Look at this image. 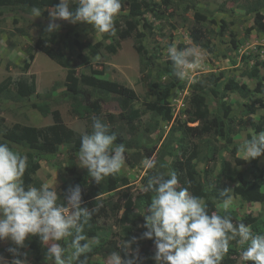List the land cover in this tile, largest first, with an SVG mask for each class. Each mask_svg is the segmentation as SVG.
Masks as SVG:
<instances>
[{
  "label": "rangeland",
  "instance_id": "1",
  "mask_svg": "<svg viewBox=\"0 0 264 264\" xmlns=\"http://www.w3.org/2000/svg\"><path fill=\"white\" fill-rule=\"evenodd\" d=\"M133 1L141 6L140 14L136 17L137 23L133 21L130 12ZM121 2L123 10L115 17L114 34H98L87 24L73 25L67 21H57L60 27L55 32L58 38L56 48L72 58L77 76L94 74L133 89L137 95L135 107L142 113L141 120L129 129L134 134L128 137L130 141H136L138 146L126 149L125 164L121 171L105 178L122 182L121 179L125 177L129 184L99 198L82 202V207L92 210L89 224L85 226V235L89 238L91 249L100 245L103 252L115 248L119 250L124 240L137 237L138 245L133 247L138 246L140 253L148 249L154 255V245H149L141 238L146 231L141 227L145 223L143 214H147L150 204L140 206L139 200L144 194H152L144 193L142 189L151 175L172 171L171 166L176 160H182L183 155H200V158L194 160V165L208 191L213 192L219 182L222 190H232L230 195L233 203L228 211L234 212V224L242 223L245 215L264 222L263 205L243 202L239 196L233 194L236 184H231L221 174L222 162L225 160L231 163L233 170L245 173L248 177L243 182L245 185L254 179L249 169L251 161L240 159L237 148L257 134L251 124L252 121H260V117L264 116V105L258 107L255 115H247L243 112L247 100L239 94L227 92L224 98L220 99L221 94L216 100L211 94L207 96L205 93L206 90L213 89L215 83H224L234 78L239 83L248 85L254 91V96L262 99L264 103V30H259L255 21L256 9H260L264 18V0H169V5L164 0ZM146 3L152 9L146 10ZM76 7L77 4H72L71 10L75 11ZM51 9L54 8H45L46 15L35 17L18 6L0 8V84L10 83L12 95L15 94L14 84L20 80L34 82L36 85V94L30 98L17 101L10 95L0 97V142L8 145V133L16 124L39 129L53 124L52 116L43 117L33 107L35 103L47 102L53 111L59 110L64 123L79 135L92 130L90 120L79 119L71 112L68 97L65 95L67 70L35 48L37 40L44 34L49 23ZM197 12L207 17L201 27L205 44L210 50L197 46L192 41L191 31L196 26ZM128 22L134 23L137 28L130 27ZM119 29L132 31L131 36L121 39L117 33ZM75 40L84 45L83 52L72 47ZM172 44L178 49L191 47L203 54L200 67L193 70L190 78L184 81H177L169 70L173 68L168 59L167 47ZM109 45L117 46V52L111 53L107 48ZM80 52L90 58L89 66L78 60ZM30 53L34 54L35 59L30 69L25 71L23 67L29 61ZM256 67L259 78L250 79L246 73ZM195 93L208 97L207 102L213 114L217 111L222 114L228 111L233 118L231 133L234 144H229L215 135L196 139L188 135L190 131L187 135L184 134L181 129L185 131L200 125V122H192L196 109L192 104ZM95 100L102 105L105 113L117 116L121 113L114 99L96 96ZM160 106L171 109L170 121L160 118L157 122L154 118L155 109ZM174 128L177 131L172 135ZM170 139H174L172 150H175V154L163 158L161 151ZM9 147L26 155V151L16 146ZM208 148L214 150L216 160L206 163L203 157L208 153ZM146 158L154 161V169L147 170L143 167L142 162ZM39 162L41 168L35 174L24 175L26 187L32 185L40 188L47 184L50 189L57 191L59 197L63 193V187L74 185L77 178L93 181L87 170L78 166L76 155L70 154L65 144L58 147L55 155L40 159ZM259 166L264 169V156L260 159ZM260 183L264 191V181ZM193 191L194 189L190 190L191 193ZM129 198L137 204L134 214L140 220L136 224L124 220ZM212 199L217 209L225 211L221 207L222 201L215 197ZM64 202L67 203L63 198L58 200V203ZM251 231L260 234L253 229ZM30 242L31 237L26 240V247L21 250L27 253L28 264H45L46 246L38 257L30 248ZM60 243L64 245L63 241ZM13 246L11 241H0V256L12 257L7 249ZM230 247L237 252L231 256L236 264H250L240 259L246 245H237L235 241H231ZM106 259L107 256L102 252L97 255L88 253L90 263L105 264Z\"/></svg>",
  "mask_w": 264,
  "mask_h": 264
},
{
  "label": "clouds",
  "instance_id": "2",
  "mask_svg": "<svg viewBox=\"0 0 264 264\" xmlns=\"http://www.w3.org/2000/svg\"><path fill=\"white\" fill-rule=\"evenodd\" d=\"M74 3L78 7L72 11ZM121 7V0H60L49 11L45 32L51 35L60 27L57 21H67L73 25L87 24L98 34H114V20ZM31 14L42 15L37 7L31 9ZM167 53L179 81L190 78L203 60L202 52L191 47L178 49L172 44L167 47ZM91 128L90 133L81 135L76 157L78 166L100 184L121 171L126 148L115 143L116 134L101 118H94ZM237 155L245 161L264 156V131L240 144ZM142 164L147 170L156 167L151 158ZM27 166L26 155L0 142V241H11L14 245L7 249L12 260L9 262L0 256V264H28L27 253L21 250L29 237H38L46 246L45 264H88L91 245L85 226L89 224L92 210L82 207L81 187L70 186L67 203H58L57 191L47 184L40 188L25 186L23 177ZM142 191L153 194L147 214H143L145 223L141 227L146 231L141 238L153 241L156 264H222L231 241L246 245L241 261L264 264V235L254 234L244 223L234 224L230 215L209 214L203 198L180 186L176 171L156 172L148 178ZM231 191H219L225 212L233 203ZM134 245H138L137 237L124 240L118 251L107 256L105 264H140V250Z\"/></svg>",
  "mask_w": 264,
  "mask_h": 264
},
{
  "label": "trees",
  "instance_id": "3",
  "mask_svg": "<svg viewBox=\"0 0 264 264\" xmlns=\"http://www.w3.org/2000/svg\"><path fill=\"white\" fill-rule=\"evenodd\" d=\"M60 0H0L1 7L18 6L23 8L25 11L31 12L33 7H37L41 10L43 15H46L44 11L45 8H55L59 4ZM165 4L169 5V0H164ZM121 4H123L121 2ZM147 9L150 10L151 5L147 4ZM152 9V8H151ZM123 10V5L121 7ZM260 9H256V25L259 30H264V18L260 14ZM141 6L137 1H133L131 5V16L134 22H138L136 17L140 14ZM206 16L200 12L195 15L196 26L191 31V38L195 45L209 49L208 45L205 44V35L202 30V23L205 22ZM128 25L134 29L137 26L128 22ZM131 32H126L123 30H118L117 33L121 39H127L131 36ZM58 43V38L56 33L47 34L44 30V34L40 36L35 44V48L43 52L49 59L56 62L60 67L67 70L66 77V88L71 112L74 116L82 120H90L91 125L94 118H101L110 127V131L115 133L117 140L115 143L123 144L126 149L137 147L138 143L136 141H130L128 138L133 135V131L129 130L142 118V113L139 109L135 107V102L137 101V95L135 91L123 84L118 82L102 79L94 74H81L77 76V71L73 67L72 58L67 56L65 52L56 48ZM72 47L78 48L83 52L84 45L79 41L75 40L72 42ZM97 47V46H96ZM108 50L111 53L117 52V46L109 45ZM210 50V49H209ZM34 54H29V61L23 67V70H29L32 62L34 61ZM78 60L85 66L91 64L89 57L85 56L81 52L78 54ZM264 63H262L263 65ZM170 72H174V69H169ZM247 76L252 78H259L258 68H254L252 71L246 73ZM176 79V77H175ZM179 81L178 79H176ZM15 94H11L10 83L0 84V97L2 96H12L15 100L20 101L24 98H30L36 94V85L34 82H28L26 80H20L14 84ZM169 88L167 89V92ZM227 92L237 93L242 98L246 99L244 114L255 115L257 113L258 107L263 106L264 103L262 99L254 96V91L248 87L246 84H241L234 78H230L224 83H215V87L210 91L206 90L207 96H211L217 100L224 98ZM96 96H104L107 98L114 99L121 110V113L117 115L107 114L104 112L102 105L95 100ZM207 96H200L197 93L192 97V104L195 106L194 119L192 122H200V125L195 128H187L185 131L181 129L185 135H192L196 139H203L205 136L215 135L223 140H226L229 144H234L231 133V122L233 118L230 117L228 111L222 114L217 111L213 114L210 106L207 102ZM34 108L38 109L43 117L52 116L53 124L39 129L32 126H25L21 124H16L8 133V143L11 146H16L24 151H26V156L28 157V166L26 169V175L35 174L40 168L39 160L47 158L49 156L55 155L58 152V147L61 145H66L70 154L76 155L80 148V138L81 135L76 133L74 130L70 129L62 118L61 112L59 110H52L50 105L45 103L33 105ZM220 110V109H219ZM154 118L157 120L162 118L164 121H170L172 119V112L169 107L160 106L155 109ZM252 128L258 134L264 131V116L260 117V121H252ZM177 129L172 130V135H175ZM173 140L170 139L167 144L164 145L162 152L163 158L167 155L173 156L175 150H172ZM182 143L181 141H178ZM228 147V146H227ZM208 153L205 154L203 160L205 162H211L216 160L214 155V150L208 148ZM151 156V155H150ZM261 156L258 159L251 160V165L249 167L254 179L248 182L246 185L243 183L247 181L248 177L244 172L235 171L232 168L230 162L223 160L222 162V177L229 181L231 184H236L233 189V194L239 196L245 203H260L264 207V191L261 186V181H264V169L259 166ZM35 158L39 160L36 161ZM183 159L176 160L171 166L172 171H176L179 178V183L182 187H188L189 191L194 189L193 195L201 197L205 200L208 207L209 214L214 210L219 215H230L232 220L235 219L234 212L221 211L217 209L215 202L212 198H219V191L222 190L221 183L219 182L216 189L211 192L205 187V183L202 181L200 173L195 168L194 160L200 158L198 154H191L189 157L183 155ZM221 179V178H220ZM87 180V179H86ZM84 178L80 177L75 180V185H79L82 190V202H86L91 199L99 198L104 194H109L119 188L126 187L129 184L127 178L123 177L119 182L116 179L106 180L104 179L100 184L95 183V181H86ZM90 182V183H89ZM89 183V184H88ZM88 184V188L86 185ZM70 186L65 185L63 187V193L59 196L66 200L67 190ZM153 194H144L140 198V206H148L151 202ZM64 204H66L64 202ZM137 204L129 198L126 205V213L124 215V220L131 224H136L140 217L134 214V209ZM234 222V220H233ZM242 223L251 227V229L257 231L261 235H264V222L258 218H253L251 215H245L242 218ZM95 234V233H94ZM143 234V233H142ZM93 236V235H91ZM149 245H154L153 241L145 239ZM30 248L39 257L43 253L44 245L41 243L38 237H31ZM112 251H118V249H110L108 251H101L100 245L90 249L91 255H97L102 252L108 256ZM237 252L230 247L229 253L225 256L222 264H236L231 256ZM123 256V252L121 253ZM141 261L140 264H156L154 260V255L150 250L146 249L140 253ZM12 260L13 257H5ZM251 264V262H249ZM88 264H93L88 262Z\"/></svg>",
  "mask_w": 264,
  "mask_h": 264
}]
</instances>
